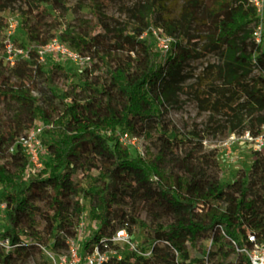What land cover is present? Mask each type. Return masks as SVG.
<instances>
[{"label":"trees","instance_id":"trees-1","mask_svg":"<svg viewBox=\"0 0 264 264\" xmlns=\"http://www.w3.org/2000/svg\"><path fill=\"white\" fill-rule=\"evenodd\" d=\"M149 4L146 11L131 10L132 22L122 28L102 22L94 4V22L66 24L62 40L109 70L100 79H90L85 70L83 94L53 86L59 69L45 70L33 47L19 76L17 63L6 62L0 39V264H37L34 258L43 247L78 227L85 209L81 195L91 199L88 214L98 222L84 247L94 243L101 252L118 253L102 264H202L212 259L213 264H250L236 247L251 233L264 238V152L256 151L249 175L220 182L207 173L218 165L215 153L197 152L206 132L196 134V147L190 137L169 138L163 114L165 101L183 93L196 101L199 111L219 116L215 129L260 133L264 49L252 38L256 10L251 0H209L199 48L198 40L181 36L171 19L153 20L162 0ZM152 26L178 31L179 38L163 54L143 37ZM215 50L221 62L207 64L195 82L182 84L185 62ZM38 122L60 129L50 135L42 166L27 175L29 158L16 140ZM119 130L148 138L159 131L157 154L133 155L119 141ZM168 156L174 169L167 167ZM124 196L142 202L154 221L165 220L152 229L148 246L122 251L112 240L118 226L111 216ZM208 233L211 243L202 256H193ZM5 238L8 246L2 243Z\"/></svg>","mask_w":264,"mask_h":264},{"label":"rangeland","instance_id":"rangeland-1","mask_svg":"<svg viewBox=\"0 0 264 264\" xmlns=\"http://www.w3.org/2000/svg\"><path fill=\"white\" fill-rule=\"evenodd\" d=\"M63 1L64 3H61L60 0H0V39L3 41L7 32L11 29L15 46H21L24 49H30L31 47L40 49L53 40L68 45L61 38L63 29L67 23L75 25L82 20L94 22L92 4L97 6L101 21L110 28L128 26L132 22L131 10L146 11L150 6L149 0ZM208 2L209 0H162V5L157 7L158 11L153 14L152 18L157 22L163 18L171 19L179 25L181 36L184 34L192 35L193 39L198 40L200 48L205 40L202 28L209 20ZM143 37L149 40L154 50L162 54L166 50L164 48L165 44L171 46L179 38L178 31L169 33L158 26H152L143 34ZM261 47L264 49V41ZM41 61L45 70H50L52 67L59 69L54 74L52 81L53 86L57 89L70 91L75 88L80 94H83L81 84L87 78L84 76L86 74L85 70L90 74V79L107 78L109 76L107 65L93 64L90 59L74 58L66 54L49 52L42 57ZM28 62L29 57L18 60L17 74L19 76H23L25 73ZM220 62V52L218 50L198 59H188L181 71L183 76L181 83L190 84L195 82L207 64ZM165 105L167 110L163 114V122L171 128L167 134L169 138H172L175 134L179 137H190L193 140L191 145L196 147L195 144L198 142L196 134L202 132V130L206 132L202 142L203 148L197 150V152L213 151L215 153L218 165L207 169L210 177L220 182H227L244 174L249 175L256 151L244 138L245 131L227 132L215 129L219 116L207 111H199L196 101L183 93L178 94L177 97L167 99ZM3 115L10 118L11 112L3 107ZM37 125L43 127L38 137L41 160L48 153L47 142L50 135L52 132L59 131L60 127L55 123L43 124L38 122L34 126ZM121 132V130L116 131L119 138ZM159 135L160 132L156 131L153 137L139 136L135 145L127 147L133 155L153 158L159 150L160 140L157 138ZM168 158L170 162L167 167L174 169L170 156ZM38 168L33 162H30L26 171L27 175L34 174ZM80 172H82V169H80ZM80 200L85 209L78 227L72 233L62 232L60 234L61 241L52 240L48 246L43 247V253L37 254L34 258L37 264H48V262L53 264H85L87 257L94 254V243L87 249L84 245L87 240L92 238L93 231L98 227V222L92 220L88 214L91 208V199L81 195ZM1 202L3 201L0 196V204ZM3 218L2 209L0 208V226L4 223ZM111 218L112 223L118 227L127 222L130 244H122V251L148 246L154 238L152 229L165 221H154L142 202L128 196H124L120 206L115 207ZM210 234L208 233L199 240L200 251L195 250L193 256L203 255L202 250L209 246ZM180 243L184 244L183 241H180ZM72 247L76 250L75 255L72 252ZM213 263L214 259L205 261L202 264ZM29 264H33V261Z\"/></svg>","mask_w":264,"mask_h":264},{"label":"built area","instance_id":"built-area-1","mask_svg":"<svg viewBox=\"0 0 264 264\" xmlns=\"http://www.w3.org/2000/svg\"><path fill=\"white\" fill-rule=\"evenodd\" d=\"M255 10H256V19L253 22L252 29V38L254 42L258 45H261L264 41V0H251ZM12 30L10 29L6 36L3 39L4 46V58L9 65H15L20 58L29 57V49H24L23 47L15 46V43L12 38ZM164 48L169 50L170 46L167 44L164 45ZM49 52H56L60 54H66L74 58H85L87 56H82L76 50L71 48L69 45H66L64 42H59L53 40L43 48L38 49L39 57H42ZM43 127L41 125L29 127L23 134L17 137L16 144L21 146L25 154L29 158V163L33 162L39 168L42 166V161L39 157V135L42 132ZM234 137V136H233ZM139 136L130 133L129 131L121 132L120 142L126 146H133L136 144ZM244 138L251 144L252 148L255 151L264 152V125L259 134L253 135L248 131H245ZM12 147L10 150L13 151ZM0 208H4V202H1ZM114 242L119 244H130V235L128 232L127 222L118 227L112 237ZM2 243L8 246V239L5 238L2 240ZM211 243V242H210ZM237 250L241 253H244L250 264H264V238L259 240L258 237L251 233L247 236V241L242 246H237ZM95 252L92 256H88L85 264H102L106 261L111 254H118L114 250H109L101 252L98 249V246L94 247ZM136 250V248H133ZM72 252L75 255L76 250L72 247Z\"/></svg>","mask_w":264,"mask_h":264}]
</instances>
